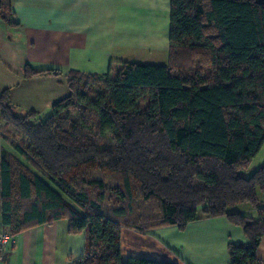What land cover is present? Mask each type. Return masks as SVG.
<instances>
[{"label":"trees","instance_id":"obj_1","mask_svg":"<svg viewBox=\"0 0 264 264\" xmlns=\"http://www.w3.org/2000/svg\"><path fill=\"white\" fill-rule=\"evenodd\" d=\"M168 42L166 65L70 72V94L44 117L19 112L9 89L0 92V123L23 137L24 145L11 142L14 150L45 178L0 148L3 232L66 219L69 233L86 235L78 264H177L123 259L122 229L148 233L225 216L247 238L228 245L229 264H264L255 256L264 235V164L240 174L264 145V0H170ZM43 74L61 72L23 69L25 79ZM91 169L117 175L121 187L110 191L128 206L134 183L156 216L128 220L123 207L106 214V183L90 178ZM91 186L100 190L96 200ZM243 204L257 217L228 212Z\"/></svg>","mask_w":264,"mask_h":264},{"label":"crops","instance_id":"obj_2","mask_svg":"<svg viewBox=\"0 0 264 264\" xmlns=\"http://www.w3.org/2000/svg\"><path fill=\"white\" fill-rule=\"evenodd\" d=\"M169 20L170 0H0V92L9 89L19 112L42 117L70 94V72L102 75L117 62L166 65ZM25 66L61 75L25 79ZM260 199L264 204V196ZM233 211L257 217L248 204L228 210ZM246 242L241 227L225 216L201 215L184 228L164 226L148 233L125 229L121 255L229 264L228 245ZM255 256L264 263V235ZM85 257V233H69L68 221L61 219L15 234L13 244L0 253V264H78Z\"/></svg>","mask_w":264,"mask_h":264},{"label":"rangeland","instance_id":"obj_3","mask_svg":"<svg viewBox=\"0 0 264 264\" xmlns=\"http://www.w3.org/2000/svg\"><path fill=\"white\" fill-rule=\"evenodd\" d=\"M75 116H82L84 113H80L78 111H73ZM86 115H94L93 112L88 111L85 113ZM44 117V115H42ZM23 137L20 135L16 129L12 126L5 124L4 122L0 123V148H3L10 153L13 157L19 159L23 164L29 166L36 174L44 178L43 175L40 174L35 168H33L30 162L26 161L22 156H20L13 148L11 142L14 141L16 144H22ZM264 164V145L258 152V154L251 160V163L247 169H243L240 171L242 176L248 177L250 176L258 167ZM90 178L102 179L106 185L104 189V199L102 200L103 210L106 214L110 216H114L113 210L116 208L123 207L126 209L127 219L128 220H141L144 219H152L156 216V212L154 211V206L151 202H145L142 200L139 195L136 186L134 183H131V200L130 205L128 206L127 200H123L119 195H115V193L111 192L110 189L120 188L121 180L117 175H109L108 172L99 171L97 169H91L88 172ZM45 179V178H44ZM90 196L94 200L99 196L100 190L96 189L94 186L90 187ZM126 219V220H127ZM120 220H122L120 218ZM126 222V221H125ZM124 230L122 229L121 237L124 234Z\"/></svg>","mask_w":264,"mask_h":264},{"label":"built area","instance_id":"obj_4","mask_svg":"<svg viewBox=\"0 0 264 264\" xmlns=\"http://www.w3.org/2000/svg\"><path fill=\"white\" fill-rule=\"evenodd\" d=\"M14 236L6 233L0 232V253L4 250L8 243L13 244Z\"/></svg>","mask_w":264,"mask_h":264}]
</instances>
